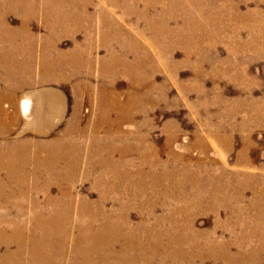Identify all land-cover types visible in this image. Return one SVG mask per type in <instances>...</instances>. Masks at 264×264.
Here are the masks:
<instances>
[{"label": "rangeland", "instance_id": "obj_1", "mask_svg": "<svg viewBox=\"0 0 264 264\" xmlns=\"http://www.w3.org/2000/svg\"><path fill=\"white\" fill-rule=\"evenodd\" d=\"M0 1L5 6V0ZM46 1L56 7L60 4V0ZM74 1L79 2L76 14H82L83 19L85 15L93 18L91 25L86 27L82 21L83 29L71 34L61 27L67 16L58 10L50 15L55 22L52 25L44 21V12L39 10L35 16H26L20 7L18 12L6 8L1 12L6 30L0 32V123H13L0 136L2 152L13 146L25 150L30 159L25 165L28 173L33 172L32 160L37 155L55 153L69 161L77 159L78 172L95 160L93 177L102 168L98 159L105 156L116 165L131 167L133 176L125 187L126 195H122L121 188L109 192L105 202V209L111 210L109 222L115 216L112 211L127 207L121 205L120 197L131 203L127 214L132 227L153 225L159 217L168 220L166 216L172 209L189 204L186 201L193 188L189 191L185 186L182 199L167 201L160 197L150 211L140 201L152 198L148 171L161 175L159 188L166 182L163 171L179 179V172L185 171L201 180L202 192L210 188V177H218L219 186H227L230 193L241 192V200H229L238 210L237 216L230 217L225 208L215 214L202 210L191 222L193 230H200L197 232L205 235L218 221H251L254 213L250 203L264 186V0H204L196 12L194 8L181 10L187 0H162L151 13L161 18L157 27H150L137 15L142 1H138L137 9L130 10L126 0H113L127 9L126 15L121 11L113 14L101 0L87 4L86 0ZM84 4L88 5L86 11L81 9ZM67 9L72 10L70 6ZM98 17H104L108 27L119 25V31L128 39L117 34L112 41L101 44ZM21 21L27 22L24 34L20 31ZM50 39H58L57 45L52 46ZM60 60L64 62L59 65ZM98 89L107 92L101 104ZM25 99L31 100V108L24 111ZM52 144H56L52 147H56L54 153ZM152 155L157 157L154 167L141 158ZM3 157L7 159L8 155ZM60 167L63 165L59 163L58 173L62 172ZM137 176L146 182L142 187L131 184ZM76 177L73 184L60 187L90 202L99 199L100 189L92 187V177ZM58 189L57 185L51 186V195H57ZM41 197L40 193V201ZM16 202L21 204L18 197L10 201L13 205ZM8 205L7 209L15 211ZM24 205L30 206L28 201ZM49 209L48 205L44 210L37 206L34 216L38 213L43 222H48ZM87 219L70 215L69 223L73 227ZM168 223L158 228L166 230ZM3 229L7 232L11 228ZM220 230L215 234L217 241L229 238ZM164 241L155 251L146 241L142 252L129 254L125 264H188L177 251L168 254L163 250ZM250 243L257 245L258 241ZM3 251L0 248V255ZM236 252L229 247L230 255L237 257ZM259 256L264 259V254ZM194 260V264H214L210 259L202 263Z\"/></svg>", "mask_w": 264, "mask_h": 264}, {"label": "bare ground", "instance_id": "obj_2", "mask_svg": "<svg viewBox=\"0 0 264 264\" xmlns=\"http://www.w3.org/2000/svg\"><path fill=\"white\" fill-rule=\"evenodd\" d=\"M90 1L86 0L85 4ZM101 1L104 7L110 9L113 14L116 11H121L123 15H126L127 9L120 8L118 2L113 0ZM126 1L131 4L130 10L137 9L138 1H142V9L137 12V15L145 19L150 27H157V23L161 18L154 17L157 15L151 13L156 11L152 9L157 4H160L162 0ZM187 1L181 10H191L194 8V12H196L200 9L204 0ZM4 4L6 7L2 2V6H0V32L2 34L6 30L1 16V12L3 13L5 8L18 12L20 7L25 11L26 16H32L33 14L35 16L37 10H39L40 12H44L43 19L49 25L55 23L50 19L53 11L54 13L58 11L64 12L67 18L62 22L61 27L70 34L82 28V21L86 24V27L91 25L93 18L85 15L83 19L82 14H76L75 11H80L79 2L76 3L74 0H60V4L57 7L53 5L52 1L49 4L46 0H5ZM85 4L81 7L82 11L87 10L88 5ZM67 6H70L72 10L69 11ZM170 8L175 9L174 7ZM117 17L120 18L121 16L117 15ZM103 20L106 19L98 17L97 22H99V25H96L101 44L112 41L117 34H123L125 40L128 39L127 34L119 31V25L113 22L114 26L108 27ZM26 25L27 22L21 21L20 31L23 34L26 31ZM91 28L84 29V31ZM0 36L3 38L1 34ZM24 40L31 42L30 39L24 38ZM57 40L50 39L52 46L57 45ZM59 56L64 57L65 55L59 54ZM88 61L86 60V62ZM63 62V60H60L59 65ZM102 94L103 98L101 97ZM106 94L107 92L102 89L98 91L99 104L105 100ZM130 95L132 97V94ZM22 103L24 111L31 108V100L25 99ZM11 124L13 123H0V136L11 128ZM137 144H139V141ZM54 145L56 144L50 145V149ZM2 147L0 145V172L4 171L2 175L0 173V215L3 211L4 216L1 215L3 218H0V248L4 251L0 255V264H111L114 261V264H125L127 263L129 254L133 253L135 255L142 252L146 241L150 242V250L155 251L159 249L160 245H164V239L167 242L163 250H166L168 254L177 251L179 258L188 264H194L192 263L195 261L194 259H199L197 261L200 263L204 262L205 259H210L214 264H264V259L259 256L261 253L264 254V186L256 191L255 199L250 203V208L254 213L252 214L253 219L251 221L233 219L222 223L218 221L214 223L212 230L205 232L204 235L203 232H197L200 230H193L194 228L191 223L193 216L202 210L215 214L220 208H225L230 211L228 213L230 217H235L238 215V210L229 204V200L230 198H234L237 201L241 200V192L230 193L227 186L220 187L218 177H210L209 181H212L210 188L202 192L201 180L190 175L189 172L185 173V171L179 172L182 173L181 179L175 175L172 176L167 171H163L162 176L166 182H164L162 188H159L157 186L160 184L161 175L156 171H148L146 176L149 179L148 183L151 185L150 187H152V198L143 197L140 201L146 207H149L150 211L153 210L160 197H165L166 200L182 199L184 197V194H181L182 189L188 188L190 191V187L193 188V194H189V197L186 196V198L188 197V202L186 201V203H189L188 205L170 211V214L166 216L168 220L165 217L154 219L156 216H153V225L132 227L127 214V209L131 204L129 201H122V197H120L121 205H126L127 207H122L118 212L112 211V214H115V216H112L114 217L112 222H109L111 218L107 216L111 210L105 209V202L110 197V191H117V188H121L122 195H126L125 187L129 185L128 180L133 176L131 167L126 168L127 165L122 163H117L116 165L112 163L107 155L108 159L106 156L98 159L102 168L99 167L101 169L98 172L99 175L93 177L92 170L96 165L92 162H95V160L91 159L89 167L83 172H78L79 164L77 163V159L69 161L58 155V153H55L54 155H37V158L32 160L34 161L33 172L28 173L25 172V165L30 163V159L25 155V150L13 146L11 149L6 148L2 152ZM55 148L51 149L53 153L56 150ZM89 149L91 147L86 150ZM39 151H41L40 148ZM4 155H8V158L5 159ZM141 158L149 166L154 167L157 162L155 155H152V157L143 156ZM59 163L63 165V167H60L62 168L61 173H58ZM118 169L122 170L119 171ZM134 172L141 173V170L135 169ZM76 174H79V177L82 178L92 177V187L100 189L99 199L90 202L84 196H75L71 189L60 187L66 183L68 185L73 184L78 178ZM40 178H44V180L40 181ZM45 182L46 185H43ZM143 182L142 177L137 176L131 184L142 187L146 183ZM261 182L263 185L264 180ZM246 184L248 185L249 181ZM53 185L59 186L57 195H51L50 188ZM185 186L188 187L185 188ZM16 189H21L22 191L18 193L15 191ZM40 193L42 195L41 201L39 200ZM15 197H18L21 204H18V202L15 205L10 203ZM25 201H28V205H30L28 208L24 205ZM70 202L71 204H69ZM8 204L14 207L15 211L7 209ZM142 204L139 206L142 207ZM47 205L50 208V212L46 218L48 222H43L39 218L38 213L37 216H34V208L38 206L39 209L44 210ZM72 206H74L73 209H71ZM183 212L185 213L182 214ZM178 214H182L183 216L179 218ZM70 215H75L77 219H88L84 220L85 223L76 224L71 227L69 223ZM102 219L103 221H99ZM165 222H169V225L167 224L169 228L166 230L159 229L158 227ZM255 222L258 225L255 226ZM249 225H252V228ZM8 226L11 229L7 230V232L4 231L3 227L8 228ZM218 229H221L220 231L222 232H227L229 238L217 241L215 234ZM190 231H192L191 235L188 234ZM37 232L39 233L37 234ZM253 239L258 241L257 245L250 243ZM229 247L236 249V253L239 255L237 257L230 255Z\"/></svg>", "mask_w": 264, "mask_h": 264}]
</instances>
